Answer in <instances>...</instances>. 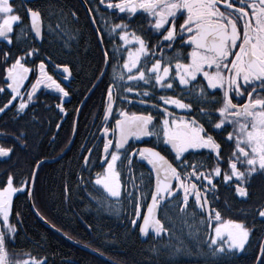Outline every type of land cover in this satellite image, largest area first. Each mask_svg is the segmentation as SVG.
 Segmentation results:
<instances>
[{
  "label": "snow or ice",
  "instance_id": "6c2138e0",
  "mask_svg": "<svg viewBox=\"0 0 264 264\" xmlns=\"http://www.w3.org/2000/svg\"><path fill=\"white\" fill-rule=\"evenodd\" d=\"M100 2L103 4L104 0ZM106 7L128 14V19L138 12L146 14L150 18V28L158 37H162V40L150 52L148 42L142 36L127 31L129 27L127 23L113 26L111 31L120 30L119 39L124 45H130L133 42L139 45L135 52L129 50L128 59L123 64V69L129 74L127 79L149 82L150 78L146 76L145 71L137 67L141 56L147 55H152L156 61L150 69H147V72L154 74L155 82L161 88H173L176 79L179 80L180 85L190 86L193 81L197 80L198 75L202 74L204 80L207 81L208 88H219L223 92V97L222 102L215 97L209 101L208 94L201 87L196 93L197 102L219 103L220 107L216 109L220 117L219 122L213 124L211 113L203 107L200 108V113L202 116L209 117L208 124L215 130L222 131L225 124L233 126V131L228 133L225 142L234 140V148L229 155L227 169H223L220 166L222 163L221 143H218L213 135L208 134L204 124L196 119H175L172 113L164 108L161 109L164 118L159 125H155V117L151 113L144 115L120 111L119 118L115 119V125L111 128L105 126L102 129L104 143L100 167L103 168V172L97 173L94 184L102 187L108 197H119L121 195L118 182L120 174L116 166L117 162L122 160V155L128 151L126 145L129 138L140 139L150 136H155L157 139L162 138L163 144L170 146L175 154L171 162L154 147L138 150L140 158L146 160L151 166V171L156 174L157 185L156 192L152 194V204L148 207V213L143 215V224L139 225L140 233L147 235L149 227L153 228L157 236L165 231L160 220L153 216V210L158 201L164 198L158 195L159 193L166 192L168 196H173L169 181L174 180L176 187L183 189L185 207L189 196L194 195L196 206L201 211L205 206L208 207L209 220L213 218L212 213H215V235H209L210 243L208 244L211 256L217 258L233 250L242 251L248 242L251 230L243 223L223 220L220 212L211 207L209 194L218 199L217 185L214 181L222 176L224 184H234L235 193L239 197L246 198L249 195L246 185L250 178L257 172L264 173V97H262L264 94V0H119L116 3H107ZM91 11L92 9H89L90 13ZM96 11L98 12L99 9ZM24 15L29 19L30 29L26 27L21 31L34 33L31 35L33 41L42 40L41 10L28 7ZM72 15L76 14L73 12ZM22 19L12 0H0V42L6 41L10 48L14 42V35L17 41L20 40L21 37L15 34L14 27L22 23ZM152 20L154 23H151ZM92 22L95 23V19ZM178 41L181 49L190 48L191 50L187 52L186 57L178 53L175 77H172L170 75L172 58L168 57L166 60L163 46L166 44L171 50L177 46ZM99 43L103 44L102 35ZM156 51L160 52L159 58L155 57ZM39 55V49L33 47L13 60L11 51L0 50V63L8 64L9 60H13L8 67L3 69L4 81L7 83V89L10 90L11 99L0 107V113H4L12 106L16 113L25 114L41 86L59 93L60 103L56 107L60 112L65 111L63 100L69 96V92L53 79L52 75L48 74V64L54 63L50 56H45L37 66L39 74L30 90L22 91L24 82L29 78V73L35 71L25 66L29 63L28 58L39 57ZM103 58L104 63L107 64L109 62L107 51L103 52ZM182 59L188 62H180ZM61 67L62 73L57 72L56 74L63 75V79L67 80L71 76L70 68L67 65L55 64V69H61ZM133 69L137 70L138 75H132ZM104 75L105 71L101 70L97 79L102 80ZM117 79L123 80V74L114 77L113 82L108 85L104 101L105 122L115 110L116 97L113 90L118 87L115 83ZM95 87L96 85L93 84V90ZM126 91H131V88H127ZM0 93L8 94L4 87H0ZM144 95L147 96L149 93L145 92ZM245 95L248 97L247 101L240 103ZM25 96L27 99L24 98ZM160 99L165 104H172L189 113L192 111L191 102L184 103L180 99L171 97H160ZM234 99L237 100L236 103H233ZM17 100H19L18 105L13 103ZM16 140L21 142V147L27 146L24 132L19 133ZM190 149L208 150L209 156L214 153L215 166L210 171H200L199 168L203 167V164L198 166L188 163L183 154L189 152ZM12 151L11 148L0 147V157H9ZM88 153L89 155L84 156L85 167L92 159L93 149H88ZM132 155L134 156L135 153ZM109 156L110 159H108ZM177 161L178 164H176ZM131 162L132 159L129 157V165ZM178 168L182 171H178ZM189 168L192 171H188ZM35 175L34 172L33 181ZM192 177L199 181V185L190 182ZM14 183V175L9 174L7 184L0 188V218L3 220V226L0 228V264H47V258L38 260L30 257L23 261L17 259L15 262L9 258L6 249L7 236L9 233L14 235L16 232V226L9 222L12 195L14 192L29 191V196H31V191L26 187L27 180L22 182L24 186L20 188L14 187ZM257 211L259 217L264 219V204H261ZM135 215L136 218L131 220L133 227L137 226L138 219L142 215L139 204L136 206ZM56 230L59 231V229ZM177 251L179 252L180 249ZM256 264H264V243L260 246Z\"/></svg>",
  "mask_w": 264,
  "mask_h": 264
},
{
  "label": "flooded vegetation",
  "instance_id": "af4514ba",
  "mask_svg": "<svg viewBox=\"0 0 264 264\" xmlns=\"http://www.w3.org/2000/svg\"><path fill=\"white\" fill-rule=\"evenodd\" d=\"M52 0H12L14 7L18 13L22 16V23L14 27V32L21 38L16 40V36H13V45L9 48L7 42H0V50L11 51L13 60L16 56H20L23 52L30 50L35 44H41L42 40L31 39V35L34 33H25L21 30L24 28L30 29V22L26 15H24L28 7L39 8L42 12V18L45 7ZM67 4L68 12L70 16L66 18L67 22L74 24L75 34L71 36L72 42L74 41V49L68 48L66 45L61 49V58L57 59V63L61 66L67 65L70 68L71 76L67 80L63 79V75H57V72L62 73L61 69H55V63L48 64L47 72L53 76L66 91L69 92V96L63 100L64 112H60L56 107L59 100V93L53 89H45L41 86V89L36 93V98L32 105L26 110L25 114H18L15 108L10 106L4 113H0V147L11 148L13 151L9 157H0V188L7 184L8 175L12 174L15 177L14 187L20 188L24 186L23 181L27 180L28 173L18 172L19 167L30 168V183L32 172L38 163V161L44 160V156H47L49 152H59L56 156H61L67 146L71 143L70 148L60 158H63L66 154L71 153L72 158H76L80 165L91 176L93 185L102 192L105 199L113 202V204L122 205L127 202L128 213L133 214V219L136 218V206L139 204L141 217L138 219L136 227L128 222L132 231H136L140 237L139 225L143 222V215H146L149 205L152 204V194L154 193L156 185V174L151 171V166L148 165L146 160L140 158L138 150L146 147H154L157 151H160L162 155L166 157L170 162L174 157V153L171 151L170 146H166L161 139H157L155 136L141 137L136 139L130 137L128 144L126 145L127 153L122 155V160L117 162L116 170L119 172L118 182L120 186L121 195L119 197H108L102 187L94 184L97 178V173H102L103 168L100 167L101 157L103 156V133L102 129L105 126L112 127L115 125V119L119 118L120 111H126L129 114H144L151 113L155 117L154 124L159 125V122L164 118L161 109L167 108L172 113L175 119L191 120L196 119L199 123H203L208 130V134L213 135L218 143L222 146V163L221 167L227 169V161L229 155L234 148V140L231 142H225L229 132L233 131L231 124H225L223 130H215L208 124V116H202L200 108L203 107L206 111L211 113L213 124L219 122V113L216 111L220 104L212 103H198L196 93H198L201 87L204 88L208 94V100L211 101L213 97L222 102L223 92L217 89L208 88L207 81L204 80L202 74L198 75L196 81H193L190 86H182L179 80L176 79L173 83V88L168 89L166 87L161 88L155 82L154 74L147 72L152 65L156 62L152 55L141 56L137 67L140 70L145 71L148 76L149 82L145 83L143 80H128V73L123 69V64L128 59V52L131 50L135 52L139 47L134 42L130 45H124L123 41L119 39L120 30L112 32L111 29L115 24L127 23L129 25L127 31L129 33H135L142 36L149 45V51H153V47L162 40V37H158L154 31L150 28V18L142 12H138L134 17L128 19V14L119 13L117 9H109L106 7L107 3H116L119 0H104L102 4L100 0H60ZM63 3V4H64ZM89 9H92L91 13ZM96 9H99L97 12ZM76 15L73 16L72 13ZM88 13L90 16H88ZM95 19V23H93ZM44 18L42 19V38L44 35ZM182 22V21H181ZM154 23V20L151 21ZM46 34V32H45ZM103 38V44L99 43ZM86 39L91 40L94 44V49L90 50L85 48L84 44ZM131 40L132 37L130 36ZM180 42H177V46L171 50L168 49L166 44L163 46V52L167 60L168 57L172 58V70L170 75L175 77V63L177 61V55L180 53L182 56H187V52L190 48L181 49L179 47ZM39 57H29V63L25 66L35 69V71L29 73V78L24 82L22 91L30 90L32 83L35 82L39 74L37 66L40 61L47 56L48 50H39ZM109 53V62L104 63L103 52ZM75 54L76 60L74 65L69 62V57ZM160 52H155V57L159 58ZM13 60H9L8 64L0 63V87H4L6 93H0V107H2L9 99H11L10 90L7 89V83L4 81L3 69L8 67ZM180 62L187 63L186 59H182ZM106 68L105 75L102 80H98L99 73L103 68ZM123 74L124 79H117L115 83L117 88H114V96L116 97L114 103V111L109 117L107 122L104 121V101L106 99V93L108 85L113 82L114 77H119ZM132 75H138L136 69H133ZM161 75L163 72L161 71ZM93 90V84H96ZM173 82V81H168ZM127 88H131V91H126ZM74 91V93L72 92ZM251 90V89H249ZM147 92L149 95L145 96ZM235 94L233 93V96ZM160 97H171L180 99L184 103H192V111L189 113L184 109L175 107L172 104H165ZM264 97V94H262ZM27 99V97H24ZM247 95L244 96L240 103L246 102ZM143 101V103H141ZM237 100L234 99L233 103ZM14 104L18 105L19 100L14 101ZM156 105V107H153ZM80 111L77 115V112ZM51 113L55 115V119H51ZM76 118V119H75ZM59 120V123L57 121ZM76 121L75 134L72 141L70 140L74 131V122ZM57 123V124H56ZM60 125V127H57ZM21 127V128H20ZM28 128V129H25ZM24 132L26 134L27 146L21 147V142L13 139L19 133ZM111 138V133H110ZM88 149H93L92 159L87 167L84 166V156L89 155ZM21 150V151H20ZM114 150V146H113ZM38 153V158L33 156V152ZM30 152V156L28 155ZM20 153H23L25 160L22 166H20L19 160ZM135 153L133 156L132 154ZM187 158V162L190 164L201 165L200 171H210L215 166V154L209 156L208 150H192L183 154ZM131 157L132 162L129 165L128 160ZM111 157L109 156L108 159ZM179 162L177 161L176 164ZM174 164V166H176ZM243 170V169H242ZM178 171L182 169L178 168ZM188 171H192L191 168ZM163 176V174H161ZM191 183H197L199 181L195 177L191 178ZM29 181L27 180V189ZM29 183V184H30ZM135 183V187H134ZM206 183V181H205ZM214 183L217 185V192L215 196L209 194V200L211 207L220 212L223 220H233L238 223H243L250 233L258 230L264 232V219L258 215L257 208L264 204V173L257 172L254 174L248 184L246 185L249 195L239 197L235 193V185H226L223 183V178L218 177ZM173 196H168L166 192L163 194V199H160L153 211H156L155 218L159 219L163 225L165 231L161 233L162 236L169 231L177 230V224H173L175 218L180 217L186 219L190 224L189 229L195 228L196 217L199 218L197 228L207 232V234L215 235V213H212V219H208V207L205 206L204 210L196 206L194 195L189 196L187 206L184 204V192L183 189L176 187L174 180L169 181ZM32 192V190H31ZM178 193V194H177ZM28 191L14 192L12 195L11 210L9 215V222L16 226L15 234L9 233L6 240V249L9 254V258L15 262L17 259L21 261L30 258V227L34 226V215L29 207L27 201ZM131 194V195H130ZM26 195V197H25ZM203 195V191H202ZM66 196V194H65ZM25 198V199H24ZM19 214V215H17ZM194 223V224H193ZM121 224L120 226H122ZM3 226V220L0 218V228ZM121 228H125L122 226ZM6 231V229H5ZM155 234L152 227H149L148 234ZM147 235H141L143 237ZM209 238V237H208ZM208 243L210 241L208 240ZM234 253V252H231ZM230 254V253H229ZM239 255L238 253H235ZM61 264H65V260H62Z\"/></svg>",
  "mask_w": 264,
  "mask_h": 264
},
{
  "label": "trees",
  "instance_id": "16d2710c",
  "mask_svg": "<svg viewBox=\"0 0 264 264\" xmlns=\"http://www.w3.org/2000/svg\"><path fill=\"white\" fill-rule=\"evenodd\" d=\"M63 3L52 0L46 4L43 13L44 35L41 44L34 46L39 50H48L47 56L55 63L62 57L61 49L64 45L72 50L75 47L71 40V36L75 34L74 24L67 22L69 8ZM84 45L90 50L95 47L89 39H86ZM74 55L69 57L72 65L77 57ZM72 92L74 93L73 90ZM48 154L51 155H47L50 158L59 152ZM40 179H43L42 185L46 187L41 186L32 194L47 207L34 203L39 215L49 225L58 226L74 242L88 246L108 258L113 257L119 264H255L264 236V232L258 230L250 233L241 254L228 253L217 258L211 256L209 234L197 228V217L193 230L188 228L190 224L185 218L177 217L172 222L177 224V230L162 236L149 234L140 238L128 224L131 223L133 214L128 213L127 202L117 205L105 199L71 153L56 163L43 166ZM62 194H66L67 198L65 208L61 203ZM76 212H80L81 216ZM33 225L30 227V257L38 260L47 258V264H61L60 257H64L65 264H104L94 255L68 245L39 223L33 221Z\"/></svg>",
  "mask_w": 264,
  "mask_h": 264
},
{
  "label": "bare ground",
  "instance_id": "6f19581e",
  "mask_svg": "<svg viewBox=\"0 0 264 264\" xmlns=\"http://www.w3.org/2000/svg\"><path fill=\"white\" fill-rule=\"evenodd\" d=\"M103 70L105 71L106 70V68H105V66H104V68H103ZM55 115H57V114H53V113H51V119L50 120H52V119H55ZM57 123H59V120L57 121ZM56 123V124H57ZM21 128V127H20ZM25 129H28V128H25ZM13 139H16V137H13ZM70 145H71V143L68 145L69 146V148H70ZM68 146H67V148H68ZM66 148V149H67ZM65 149V150H66ZM21 151V150H20ZM29 156H30V152H29V154H28ZM48 156H51L50 154H47ZM24 154L23 153H20V156H19V160L20 161H22V162H19L20 163V166H22V164H23V161L25 160V158H24ZM33 156L37 159L38 158V153H36L35 151L33 152ZM61 158H60V156H52V157H50V158H48L47 156H44V160H40V161H38V163L36 164V166H35V168H34V170H33V172H32V175H33V173L35 172L36 173V175H35V178H34V181H33V178H32V176H31V183H30V168L28 169V168H26V167H19L18 169H17V171L19 172H24V173H28V177H27V180L29 181V183H28V185H29V189L28 190H32V192H31V196H29V191H28V194H27V201H28V204L27 205H29V207H30V209H31V211H32V215H34V221L35 222H37V223H39V225H42V226H44L47 230H49L50 232H52V234L53 235H55V236H57L58 238H61V239H63L65 242H67L68 243V245H70V246H72V247H74V248H76V249H79L78 248V245H80V246H82L83 244H79V243H77V242H74L73 240H71L70 238H68L67 236H66V234H65V232H62V231H60V229L58 228V226H52V225H49L50 223H48V221L43 217V219H41V215H39L38 213V210L36 209V207H35V204L34 203H36V204H38V205H40L41 207L43 206V207H47L46 206V204H44V202H42V201H39L36 197H34L33 196V192L35 191V189H39V188H41V186L42 187H46L45 185H42L43 184V179H40V172H42V167L43 166H47V165H51V164H53V163H56L58 160H60ZM39 165V166H38ZM90 178H91V176H90ZM91 181V180H90ZM92 182V181H91ZM25 197H26V195H25ZM62 204H63V208H65L66 206H67V204L68 203H66L67 202V198H66V196H65V194H62ZM25 199V198H24ZM50 208V207H49ZM48 208V210H50ZM79 216H81V213L80 212H76ZM37 217L41 220H38L37 219ZM47 221V222H46ZM56 229H59V231H57ZM264 235V234H263ZM143 236H141L140 235V238H142ZM263 239H264V236L262 237V240H261V243H262V241H263ZM261 243H260V246H261ZM83 247H86L87 249H89V250H91V251H93L91 248H89L88 246H85V245H83ZM79 250H82V249H79ZM259 250H260V247H259ZM84 250H82V252H83ZM243 251V250H242ZM86 252V251H85ZM94 252H96V251H94ZM87 254H90V253H88L87 252ZM97 254H99V255H101V256H103L104 258H106L107 260H109L111 263H114V264H119V263H117V261L112 257V258H108L107 256H105V255H103V254H101V253H99V252H97ZM241 254V253H240ZM258 254H259V252H258ZM91 255V254H90ZM93 256V255H92ZM258 256V255H257ZM95 257V256H94ZM95 258H97V257H95ZM98 259V258H97ZM60 260H61V263H62V260H64V257H60ZM100 260V259H99ZM100 261H102V260H100ZM102 262H104V264H108L107 262H105V261H102ZM256 262V261H255Z\"/></svg>",
  "mask_w": 264,
  "mask_h": 264
},
{
  "label": "water",
  "instance_id": "95a60500",
  "mask_svg": "<svg viewBox=\"0 0 264 264\" xmlns=\"http://www.w3.org/2000/svg\"><path fill=\"white\" fill-rule=\"evenodd\" d=\"M88 16H90L89 13H88ZM37 41H39V39H38ZM97 83H98V82H96L95 85H97ZM92 89H93V88H92ZM79 111H80V108H79ZM79 111L77 112L76 117L78 116ZM75 119H76V118H75ZM75 128H76V121L74 122V129H75ZM74 134H75V131H73L72 138L70 139L71 141H72V139L74 138ZM68 149H69V146H68V148L62 153V155H61L60 157H62V156L67 152ZM156 188H157V186L155 187L154 192H156ZM158 195H161V196H162L163 194H160V193H159ZM147 213H148V209H147L146 214H147ZM155 213H156V211H153V216H155ZM37 219L40 220L38 217H37ZM40 221H41V220H40ZM142 224H143V222H142ZM140 235H142V234L140 233ZM262 243H264V239H263ZM262 243H261V244H262ZM78 248H79V249H82V250H84V251H86V252H88V253H90L91 255H94V256L97 257L98 259H100V260H102V261H105V262H107L108 264H114V263H111V262H110L109 260H107L106 258H104L103 256L97 254V252L91 251V250L87 249L86 247H83V245H82V246L78 245ZM259 252H260V250H259ZM258 255H259V254H258ZM255 264H256V262H255Z\"/></svg>",
  "mask_w": 264,
  "mask_h": 264
},
{
  "label": "rangeland",
  "instance_id": "374dc122",
  "mask_svg": "<svg viewBox=\"0 0 264 264\" xmlns=\"http://www.w3.org/2000/svg\"><path fill=\"white\" fill-rule=\"evenodd\" d=\"M227 237L225 236V239H226ZM232 252H234V253H241L242 251L241 250H233Z\"/></svg>",
  "mask_w": 264,
  "mask_h": 264
}]
</instances>
